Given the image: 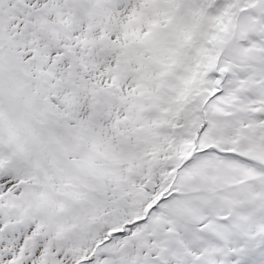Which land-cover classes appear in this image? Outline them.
Segmentation results:
<instances>
[{
	"label": "snow or ice",
	"instance_id": "snow-or-ice-1",
	"mask_svg": "<svg viewBox=\"0 0 264 264\" xmlns=\"http://www.w3.org/2000/svg\"><path fill=\"white\" fill-rule=\"evenodd\" d=\"M0 264H264V0H0Z\"/></svg>",
	"mask_w": 264,
	"mask_h": 264
}]
</instances>
